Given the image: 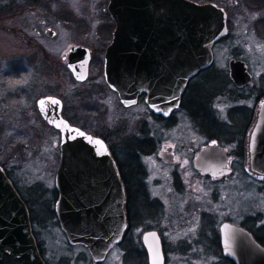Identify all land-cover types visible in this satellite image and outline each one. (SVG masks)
Here are the masks:
<instances>
[{
	"label": "rangeland",
	"instance_id": "1",
	"mask_svg": "<svg viewBox=\"0 0 264 264\" xmlns=\"http://www.w3.org/2000/svg\"><path fill=\"white\" fill-rule=\"evenodd\" d=\"M197 1L225 9L228 34L212 48L213 71L190 82L186 101L169 120L156 121L142 103L122 108L102 80L103 54L114 29L108 0H0V165L32 210L33 233L47 264H97L84 246L68 244L55 217L36 222L39 205L47 202L53 209L60 161L59 132L41 119L35 105L48 94L61 98L63 115L73 124L107 139L119 167L130 159L129 152L139 154L134 163L142 192L134 207L126 208L131 224L125 242L113 246L99 264H127L128 245L144 250L141 235L147 230L158 232L164 264H224L221 222L261 232L264 177L245 175L243 169L249 126L264 98V0ZM46 28L55 35L45 37ZM71 45L91 50L87 80L75 81L65 65ZM232 59L242 61L250 75L244 89L231 84ZM188 98L210 117V129L188 109ZM141 137L145 142L140 146ZM210 140L230 159L231 172L218 178L192 167V157ZM164 144L173 147L172 162L156 157ZM38 196L39 203L33 204ZM139 199L153 213L145 207L139 212Z\"/></svg>",
	"mask_w": 264,
	"mask_h": 264
},
{
	"label": "water",
	"instance_id": "2",
	"mask_svg": "<svg viewBox=\"0 0 264 264\" xmlns=\"http://www.w3.org/2000/svg\"><path fill=\"white\" fill-rule=\"evenodd\" d=\"M108 9L116 27L105 53L107 82L124 104L134 103L136 95L145 91L149 107L168 116L178 106L187 80L211 64V46L226 32L223 10L189 0H110ZM46 35L54 32L47 29ZM88 61L86 48L70 49L67 66L76 79L86 77ZM229 67L236 86L250 81L242 61L231 60ZM37 105L42 118L60 132V162L54 178L59 227L70 244L85 246L93 260L101 262L111 246L122 241L128 227L118 171L101 139L62 118L59 99L44 97ZM260 121H264V103ZM216 144L210 141L193 158L195 169L213 177L229 173L224 168V150ZM219 231L222 253L234 264H264V247L249 231L228 222ZM141 241L148 264L154 259L164 264L158 232H143ZM0 264H45L26 206L1 167Z\"/></svg>",
	"mask_w": 264,
	"mask_h": 264
},
{
	"label": "flooded vegetation",
	"instance_id": "3",
	"mask_svg": "<svg viewBox=\"0 0 264 264\" xmlns=\"http://www.w3.org/2000/svg\"><path fill=\"white\" fill-rule=\"evenodd\" d=\"M43 1H51V0H43ZM109 1V0H108ZM193 1H196L197 3H205V2H211V3H214V4H216L215 2H213V1H197V0H193ZM36 2V1H35ZM34 3V2H33ZM217 5V4H216ZM218 7H221V6H219V5H217ZM221 8H223V7H221ZM223 10L225 11V9L223 8ZM226 26H227V19H226ZM47 29H50V28H46L44 31H43V33H44V36L45 37H48V38H50L51 36H47L46 35V30ZM227 32H228V27H227ZM54 35H55V31H54ZM111 38H112V32H111ZM111 38H110V40H109V42H108V44L106 45V47H105V49L107 48V46L110 44V42H111ZM72 46V45H71ZM70 46V47H71ZM90 50V49H89ZM104 53H105V50H104ZM64 57V56H63ZM90 59H91V50H90ZM89 63H90V61H89ZM207 68H205V69H203V70H206ZM203 70H201L199 73H201ZM104 54H103V61H102V68H101V77H102V80H104V84L106 85V87L109 89V91H110V93L113 95V94H115L116 95V97H117V102H118V104H120L121 105V103H120V101H119V98H118V95L116 94V92H114L113 90H111L109 87H108V85L106 84V76H104ZM198 73V74H199ZM197 74V75H198ZM88 75H89V65H88ZM88 75H87V78H88ZM194 78V77H193ZM193 78H191V79H189V81L187 82V85H186V87H185V89L183 90V92L181 93V95H180V99H179V104H178V106L176 107V108H173V109H171V111H170V113H169V116L168 117H166V119H164L163 118V114L160 112V113H154L151 109H149V106L148 105H146V101H145V99H146V97H147V92H144V91H141L140 93H138L137 95H136V98H135V103H134V105H132V106H130V107H134V106H136V105H138L139 103H142V104H144L145 105V107H146V111H147V114H148V116L151 118V119H153L154 118V120H156V121H163V120H169L170 118H171V116L173 115V113H175V112H177V111H179L181 108H182V106H183V104H184V101H186V97H188V95H189V93H186L187 91H188V89H189V84H190V82L193 80ZM85 80H87V79H85ZM231 81V80H230ZM231 83V82H230ZM233 86H234V88L235 89H237V90H241V89H244V88H246L247 86H244L243 88H241V89H239V88H237L233 83H231ZM187 94V95H186ZM48 96H53V97H56V98H58V99H60L61 100V98H59V97H57V96H55V95H51V94H48V95H44V96H42V97H40V98H38L37 100H36V103H35V105H36V110H37V112H38V114H39V116H40V112H39V108H38V105H37V101L39 100V99H41V98H44V97H48ZM190 100V101H189ZM263 101H264V98L262 99V101L260 102V105H262V103H263ZM195 104V103H194ZM120 105H118V106H120ZM187 105H189V107H188V109H190L191 110V112H193L194 114V116H199L200 118H202V119H198L199 120V122H200V125L202 126V127H204V128H211V127H209L210 125H209V122L211 123V120H210V117H208L207 118V116L205 115V111L200 107L201 105L200 104H198L197 105V107H196V105H194L195 106V108L194 109H191V107L190 106H193V104H192V100L190 99V98H188V100H187ZM260 105L258 106V109H259V107H260ZM122 106V105H121ZM193 106V107H194ZM108 107V106H107ZM122 108H124V109H127L128 107H124V106H122ZM197 109H199V113L197 112ZM259 113H260V111L259 112H257V114H256V118L254 119V121L250 124V126H249V128H250V130H249V132H248V135H247V138H246V141H247V148L246 147H244L245 149H246V151H245V153H244V158H245V162H246V164L247 165H245L244 166V169H243V172H244V174L245 175H247V174H250V175H254V177H256V178H258V179H263V177H264V173L262 174V175H260V174H257V173H255V172H253L252 171V167H253V164H257V166H262V167H264V121H262L263 123H261V121H258V118H259ZM61 114H62V116H63V118H65V119H67V121L70 123V124H72V125H75V124H73L68 118H66L64 115H63V102H62V100H61ZM165 117V116H164ZM201 120H202V122H201ZM258 121V122H257ZM75 126H77V125H75ZM78 127V126H77ZM81 128V127H80ZM260 128H263V130H260L259 131V129ZM84 130V129H83ZM86 131V130H85ZM258 131L260 132V133H258ZM86 132H88V131H86ZM88 133H91V132H88ZM92 135H95V136H97V137H99L100 139H102L104 142H105V144L107 145V148H108V150H109V153H110V156H111V158H112V160H113V162H114V165H115V168L117 169V171H118V173H119V175H120V177H121V168H124V169H128L130 172H131V179H132V182H131V194H133V195H135V196H139V193L140 192H142V190H141V188L139 187V172H138V167H137V165L134 163V159H135V157H139V154L138 153H136V152H134V153H132V151L131 152H129V154L131 155V157H130V159H126L125 160V162H124V164H121V166L119 167V165L120 164H118V162H117V159H116V157H115V153L113 152V150H112V147L108 144V141H107V139L105 138V137H102V136H99V135H96V134H93V133H91ZM141 140H140V146L145 142V140L144 139H142V137L140 138ZM253 143V146L251 147V144ZM139 146V145H138ZM254 147V148H253ZM147 148H148V146H147ZM252 148H253V150L256 148V151H251L252 150ZM201 149V148H200ZM200 149H198V151L194 154V156L200 151ZM172 150H173V147L170 145V144H164V145H162L161 146V150L160 151H158L157 152V158L158 159H160V160H165V161H167V162H172L173 160H174V156H173V153H172ZM142 151H145V148L143 149L142 148ZM245 154H246V157H245ZM227 155V154H226ZM194 156L192 157V167L194 168V166H193V158H194ZM227 162H228V168H230V172H231V167H230V164H229V162H230V159H229V157L227 156ZM248 163H249V167H248ZM195 169V168H194ZM196 170V172L197 173H199L200 175H203V176H208L209 178H213V177H211V176H209V175H207V174H203L201 171H199V170H197V169H195ZM138 177V178H137ZM216 178H218V177H216ZM121 180H122V177H121ZM122 184H123V190H124V193H125V195H126V191H125V185H124V182H123V180H122ZM223 222H228V221H223ZM222 222V223H223ZM231 223V222H230ZM241 226V225H240ZM55 263L54 264H62L60 261H54Z\"/></svg>",
	"mask_w": 264,
	"mask_h": 264
},
{
	"label": "trees",
	"instance_id": "4",
	"mask_svg": "<svg viewBox=\"0 0 264 264\" xmlns=\"http://www.w3.org/2000/svg\"><path fill=\"white\" fill-rule=\"evenodd\" d=\"M26 1L29 2V3H33L36 0H26ZM211 71H213V69H211V67H210V68L202 71L203 73L201 72L200 74L201 75L209 74ZM224 78L226 80V84H228V83L230 84V81L227 79L226 75L224 76ZM186 93H189V89H188V91ZM192 114H194V113L192 112ZM194 117H197V115L194 116ZM200 119H202V118H200ZM201 122H202V120H201ZM205 129H207V128H205ZM208 129H210V128H208ZM130 176H131V172L128 169L126 170V169L122 168V170H121V177H122V180L124 182L125 191H126V200H127L126 201V208L127 207H130V208L132 207L133 208L134 207L133 206L134 201L137 199V197H140V196H135V195L131 194V182H132V179H131ZM54 193H55V191H54ZM20 196H21V198L23 199V201L25 202V204L27 206V209H28V212H29V216H30V221H31V224H32V222H33V216L31 214V211L32 210L30 209V207H29L28 202L26 201V199L24 197H22V195H20ZM29 196H30V194H29ZM40 196H38L36 198H32L31 197L32 200H33V204L39 203V199H41ZM55 198H56V193H55ZM139 200H140V203L139 204H140V208H141V209L139 208V212H141L142 211V208L145 207L144 209L147 210V213H149V214L153 213V209L151 207H148L146 205L147 204V201H144L143 202L141 199H139ZM39 207H40V208H38L39 211H36V218L37 219L35 218L38 225L40 223H43L44 224V222L47 220L46 218H49L50 215L52 216V218L55 217L54 216L53 209H50V206H49V204L47 202H44L43 204L39 205ZM44 207H45V209H44ZM126 212H127V210H126ZM132 212L134 213V215L137 214L136 211H132ZM43 220H45V221H43ZM128 223H129V221H128ZM130 224H131V222L129 223V226H130ZM243 226L245 228H247L253 234L254 238L262 246H264V225L261 228H259V231H261L260 233H258V230L257 231H254L251 228V226H249L247 224H244ZM32 229H33V224H32ZM126 241H127V239H126ZM124 242H125V239H124V241L122 242L121 245H123ZM215 244H216V242H215ZM37 245H38L39 251L41 253L40 245H39L38 242H37ZM125 257H126L125 259H126L127 264H147L146 263V254H145V251L142 248L138 247V246H134L133 244H129L128 245V248L126 249V255H125ZM224 264H232V262H230L229 260L226 259V262Z\"/></svg>",
	"mask_w": 264,
	"mask_h": 264
},
{
	"label": "snow or ice",
	"instance_id": "5",
	"mask_svg": "<svg viewBox=\"0 0 264 264\" xmlns=\"http://www.w3.org/2000/svg\"><path fill=\"white\" fill-rule=\"evenodd\" d=\"M49 99H51L52 100V103L53 104H58L59 103V101H57V100H55V99H52V98H49ZM44 103V101H41V104H43ZM81 135H83V133H81ZM74 138V137H73ZM91 139V138H90ZM97 143H102L101 141H97ZM215 143V142H214ZM153 264H157V261L154 259L153 260Z\"/></svg>",
	"mask_w": 264,
	"mask_h": 264
}]
</instances>
